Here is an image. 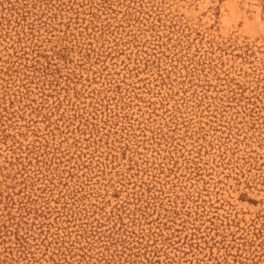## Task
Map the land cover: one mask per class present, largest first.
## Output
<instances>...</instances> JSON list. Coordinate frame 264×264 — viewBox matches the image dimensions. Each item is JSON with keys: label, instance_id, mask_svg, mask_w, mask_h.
Returning a JSON list of instances; mask_svg holds the SVG:
<instances>
[{"label": "rangeland", "instance_id": "obj_1", "mask_svg": "<svg viewBox=\"0 0 264 264\" xmlns=\"http://www.w3.org/2000/svg\"><path fill=\"white\" fill-rule=\"evenodd\" d=\"M0 264H264V0H0Z\"/></svg>", "mask_w": 264, "mask_h": 264}]
</instances>
